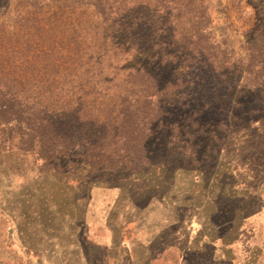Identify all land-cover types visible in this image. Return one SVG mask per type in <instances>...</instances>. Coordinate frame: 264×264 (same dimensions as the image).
Segmentation results:
<instances>
[{
  "label": "rangeland",
  "instance_id": "rangeland-1",
  "mask_svg": "<svg viewBox=\"0 0 264 264\" xmlns=\"http://www.w3.org/2000/svg\"><path fill=\"white\" fill-rule=\"evenodd\" d=\"M53 1L8 0L4 42L21 44L35 20L47 24L54 10L31 6ZM92 1L62 2L66 17L54 31L81 67L53 84L20 86L29 98L22 119L0 123V264H141L144 232L166 229L179 264H264V82L250 79L264 76V0H109L107 23ZM125 15L139 23L110 24ZM131 25L142 30L136 62L153 74L164 69L151 59L153 33L173 30L211 74L224 64L241 76L232 86L245 93L198 124L181 104L151 122L155 99L141 98L151 91L120 71L130 58L110 44L125 42ZM48 87L52 100H31ZM34 113L54 116L58 137L34 134ZM62 139L69 152L59 153ZM158 249L153 241V257Z\"/></svg>",
  "mask_w": 264,
  "mask_h": 264
},
{
  "label": "trees",
  "instance_id": "trees-1",
  "mask_svg": "<svg viewBox=\"0 0 264 264\" xmlns=\"http://www.w3.org/2000/svg\"><path fill=\"white\" fill-rule=\"evenodd\" d=\"M65 1L54 0L52 7L44 6L38 8L37 6H31L37 12H41V14L49 13L52 9L54 11L51 13V17L47 19V24H39L40 21L35 20L38 23L36 24L35 33H23L21 44L18 40L13 44L8 43L9 41L4 42V39L0 36V123L10 124L22 119L20 117V104L29 100V98H23L24 96L20 94L22 91L17 90L18 88L22 89L20 86L27 85L30 82L34 83V87L53 84L56 82L57 76L71 73L76 68L81 67V58L77 57L73 50H69V44L67 45L63 42V38L60 36L62 32L54 34V31L61 25L58 23H61V20L66 17H64L66 8L62 5V2ZM117 1L119 5L125 3L124 0H114L113 3ZM31 2H37V0H31ZM8 3V0H0V21L4 20L10 13ZM88 5L96 10V13L103 18V22H109L111 14L109 0H93ZM137 14L138 16L141 15V11ZM115 15L117 16L118 14L116 13ZM132 19V15H125L118 17L110 24H118L125 21H132L131 24L139 23L140 18H135L137 21ZM30 21L32 19L27 20L26 23ZM167 25L169 24H164L162 28L167 27ZM141 31L135 25L128 26L124 30V35L127 34L125 42L121 38L115 42H110V44L112 50L130 58L127 61L132 64L130 65L131 67H125L120 71L127 73L129 78H140L142 82L137 85L151 91L150 95L142 94L141 96L145 101L147 99L152 100L151 98L153 97L155 99L153 112L149 116L151 122H159L161 117L165 115L166 109L171 105L176 104L178 106L181 104L183 109L191 110L193 108L189 113V119H193L192 123L198 124L202 119L223 109L221 102L228 101L231 98V102L234 101L233 104H236L239 97L245 93L242 91L235 92L232 86L235 79H239V82L242 83L241 76L236 77V72L225 71L228 68L224 64L219 65L217 68L218 72L213 71L214 73L211 74L208 71L209 67L206 66L207 62L200 56V52L196 48H191L192 43L176 42L173 30L170 32L168 30L161 31V37H158V31L157 33L153 31L154 39L150 48L154 54L151 59L156 60L158 68H164L159 70L157 74H153L144 64L136 62V57H144L141 53L142 48H140L142 38L138 37ZM163 36H165V39ZM133 62L137 64H133ZM99 64L100 57L91 65L84 63V66H88L90 69L91 66L97 67ZM117 68L118 66L115 69ZM167 70H170L169 75ZM23 72L27 74L21 76L20 74ZM173 74H176L175 77ZM250 79L254 82L260 81V85L264 82V76L261 74L260 78L253 76ZM243 80L246 81V78H243ZM233 95H235L236 100ZM55 96L57 95L48 87L47 90L39 91L37 97L34 96L31 100H39L40 97H45V100H52ZM226 112L230 115L232 114V112H229L228 106ZM132 115V113H129L123 115V117L128 118ZM30 117L37 125L32 130L34 134L40 138L46 134L53 135L54 138L58 137L56 129H53L57 123L54 116L46 118L43 114L34 113ZM125 122L123 120V123ZM62 140L65 141V144H63L59 153L69 152V147L73 144L67 142L66 139Z\"/></svg>",
  "mask_w": 264,
  "mask_h": 264
},
{
  "label": "crops",
  "instance_id": "crops-1",
  "mask_svg": "<svg viewBox=\"0 0 264 264\" xmlns=\"http://www.w3.org/2000/svg\"><path fill=\"white\" fill-rule=\"evenodd\" d=\"M173 234L174 231L169 229H166L164 232L160 230L158 234H154V231H145L144 236H146V239L143 246L146 251L145 254H148L144 260H141V264H159V261H161V263L166 261L167 264H179L178 242L175 241L174 243ZM153 241L156 242L159 248L155 251L154 257L152 256V250H150V246ZM174 247L176 249L175 261L173 257Z\"/></svg>",
  "mask_w": 264,
  "mask_h": 264
}]
</instances>
